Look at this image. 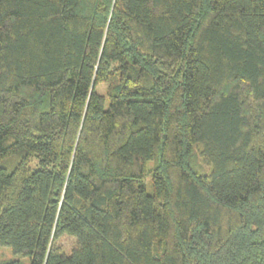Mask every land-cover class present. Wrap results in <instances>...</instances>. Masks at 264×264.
<instances>
[{
  "label": "trees",
  "instance_id": "16d2710c",
  "mask_svg": "<svg viewBox=\"0 0 264 264\" xmlns=\"http://www.w3.org/2000/svg\"><path fill=\"white\" fill-rule=\"evenodd\" d=\"M0 246L264 264V0H0Z\"/></svg>",
  "mask_w": 264,
  "mask_h": 264
},
{
  "label": "rangeland",
  "instance_id": "374dc122",
  "mask_svg": "<svg viewBox=\"0 0 264 264\" xmlns=\"http://www.w3.org/2000/svg\"><path fill=\"white\" fill-rule=\"evenodd\" d=\"M101 91H103V88H101ZM149 164H150V162H148V165ZM150 177H151V175H150V173H148L147 177L145 178L146 189L148 191L151 190V184L149 182ZM59 243L65 252H69L75 244V238L72 236L64 234L60 237ZM8 257H16V256L12 253L10 247L0 246V258H8Z\"/></svg>",
  "mask_w": 264,
  "mask_h": 264
}]
</instances>
